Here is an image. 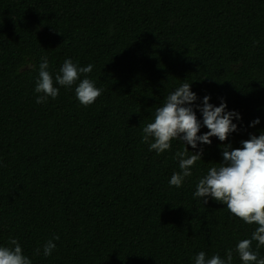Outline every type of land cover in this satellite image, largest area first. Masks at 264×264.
Wrapping results in <instances>:
<instances>
[{
	"label": "trees",
	"instance_id": "obj_1",
	"mask_svg": "<svg viewBox=\"0 0 264 264\" xmlns=\"http://www.w3.org/2000/svg\"><path fill=\"white\" fill-rule=\"evenodd\" d=\"M41 57L53 75L66 58L93 64L100 96L84 106L74 84L37 104ZM184 82L197 103L224 98L243 120L227 141L202 145L177 188L168 182L186 145L174 139L157 155L142 129ZM261 131L264 0H0V244L17 238L33 264H193L228 249L241 264L235 246L256 225L193 192L224 143Z\"/></svg>",
	"mask_w": 264,
	"mask_h": 264
},
{
	"label": "clouds",
	"instance_id": "obj_2",
	"mask_svg": "<svg viewBox=\"0 0 264 264\" xmlns=\"http://www.w3.org/2000/svg\"><path fill=\"white\" fill-rule=\"evenodd\" d=\"M27 67L31 68V63ZM93 67L91 63L81 66L78 61L66 58L53 75L47 57H41L34 88L35 93L40 94L36 103L56 99L60 87L71 88L75 84L76 99L84 106L93 104L102 92L87 75ZM199 99L192 90V82L180 84L167 95L162 106L155 109L154 119L142 129L149 151H155L157 155L170 150L174 139L186 145L175 153L179 171L173 172L169 186L182 187L186 178L192 176L196 162L203 157L202 145H211L213 137L227 141L231 133L238 131L243 120L238 110L228 109L224 98L218 105L211 102L210 94L197 103ZM197 110L202 119L198 118ZM260 122L257 117L249 126L255 127ZM205 127L208 131L201 133ZM222 147L223 159L198 179L193 197L202 199L205 204L209 198L221 202L244 223L255 224L251 237L239 240L235 252L241 264H264V257L259 254L260 247L264 246V131L259 135L250 133L248 139L241 141V147L233 148L230 143H224ZM197 148L200 150L196 151ZM58 239L59 236H55L42 245L43 256L52 255ZM253 241L256 242L255 249ZM40 253L41 247H38L35 255ZM0 264H33V261L24 253L19 240L10 237L7 245L0 244ZM193 264H233V250L228 249L224 257L218 253L209 257L205 251H200L193 257Z\"/></svg>",
	"mask_w": 264,
	"mask_h": 264
}]
</instances>
